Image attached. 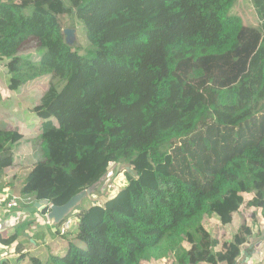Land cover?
<instances>
[{
    "label": "trees",
    "instance_id": "1",
    "mask_svg": "<svg viewBox=\"0 0 264 264\" xmlns=\"http://www.w3.org/2000/svg\"><path fill=\"white\" fill-rule=\"evenodd\" d=\"M250 1L253 20L242 0H0L7 87L35 89L39 120L16 143L0 126V173L31 164L16 184L30 203L12 209L62 205L88 188L92 199L73 210L86 247L27 264H236L264 218V0ZM70 15L85 54L65 42ZM119 164L124 183L93 200ZM203 215L221 236L240 223L215 238ZM0 246L21 258L27 248L16 234Z\"/></svg>",
    "mask_w": 264,
    "mask_h": 264
},
{
    "label": "rangeland",
    "instance_id": "2",
    "mask_svg": "<svg viewBox=\"0 0 264 264\" xmlns=\"http://www.w3.org/2000/svg\"><path fill=\"white\" fill-rule=\"evenodd\" d=\"M27 11H30V8H27ZM239 12L242 14V16L250 18V20H253L252 16L255 15L254 8H253L250 0H242L241 6L239 8ZM66 26H67L66 28H73L75 30V37L73 38L71 46H73L78 51V53L85 54L86 50L88 48V41L85 38V34H84V30H83L82 25L79 22H77V20L70 15V16H67V25ZM8 76L9 75L7 73V78H8ZM3 81H4V78L0 74V82H3ZM5 90H6V92L9 91L7 88H5ZM10 91H15V90H10ZM34 91H35V89L24 90V89L20 88V89H17L16 92H14L16 94H21V98L24 97V101H21V104H20V108H21L20 111H15L13 109V104H14L13 103V97H10V98L0 97V109H1L0 126L3 128L7 127L6 129L12 130L13 141L15 143L21 136H23L25 134H29L30 132H35L36 134H38L39 120L30 111L31 106L33 105V101L31 99L36 97V93H34V94L31 93ZM16 98L18 99V97H16ZM3 117L5 119H3ZM31 152H32L33 159H36V160L42 159L40 140L38 139V136H36V138L31 141ZM92 157L96 161V163L98 164V167H101L103 170L107 171V169L110 167V165H109V167H107V169H105V166L107 164L104 163L102 155L99 152L94 151L92 153ZM30 165H31L30 163L25 164L24 165L25 167L22 168L21 171L18 173V181L16 184H19L18 182H20V180L22 178L21 174L24 173L26 169H29ZM126 166L127 165H125V164H119V166H117V167L114 166L113 172L111 174L107 173V177L103 181V183L100 187L99 195L95 196L96 198L95 199L93 198V200H95V201L98 200L100 202H103L107 198L108 194L111 193V191L109 189H111L112 192H114L120 188V186L124 183V178H123V174H122L121 170ZM112 168L113 167H110V169H112ZM108 171H109V169H108ZM16 192H15V195L17 194ZM91 201H92L91 197L86 196L85 198H83V200L81 202V206L82 207L90 206ZM26 202L30 203L29 200H26ZM74 208H72L70 210V212L66 215L67 218H69L71 216V214H73ZM17 213H19V212H17ZM238 218H239L238 216L235 217V220H234L235 224L238 222ZM201 222H202L204 228L207 229V231L209 232L211 237H215V238L222 237L221 236L222 234L219 233L216 229L215 222L210 217H208L207 215H203ZM42 224L36 223L33 225L34 226L33 228L36 229V227H41L45 231L47 229H49L48 226H45L47 224H45V223H42ZM227 229H228V231L226 232V235L231 237L232 233L230 230H232V226L228 227ZM77 231H78L77 224H72V225H70L67 232L63 235H60V234L57 235L56 233H53V238L51 239V243L48 245L50 250L51 249L54 250V252H52V253L58 254V255L65 254L66 245L70 242L77 245L79 248H85L86 247L85 243L83 241L79 240L76 236ZM62 246H65V248L61 249ZM41 252L42 251H40L39 255H38L40 258L42 257ZM167 261H168L167 259H160V260H153L152 259L146 264H167ZM21 264H26V261L22 262Z\"/></svg>",
    "mask_w": 264,
    "mask_h": 264
},
{
    "label": "crops",
    "instance_id": "3",
    "mask_svg": "<svg viewBox=\"0 0 264 264\" xmlns=\"http://www.w3.org/2000/svg\"><path fill=\"white\" fill-rule=\"evenodd\" d=\"M0 74L4 78V81L0 82V97H13V103H15L17 100L16 97L20 99L21 94L14 93L16 92V90L10 91L8 89L6 82L7 71L4 65H0ZM5 88H7L9 91L6 92ZM3 119L5 118L3 117ZM33 160L39 161L36 159ZM24 167L25 166L21 164H12L10 166L9 162L7 163L5 172L0 173V194H15V192L17 191L16 183L18 181V173ZM29 169H26L25 172L21 174L22 178L20 182H18V188L19 185L21 186L23 184L24 176L29 171ZM21 200L24 203L22 205H25L26 202L24 200L30 201V198L22 197ZM27 207L28 205H26L25 207L21 206L20 209H11L9 211L0 209V236L7 237L8 235L16 234L18 240L21 243L27 245V248L24 252L25 254L22 258L10 254V248H3L0 246V263L7 261L8 264H21L22 262L26 261L27 264L30 256H35L41 261H46L49 255L53 254L52 252H54V250H50L48 247V245L51 243V239L53 238V233H56L55 229L53 228V224L45 225L49 228L46 231L41 227H36V229H34V224L43 223L42 215L40 214V210L42 209V207L34 206V209H27ZM77 209H80V207ZM69 219L71 220V225L77 224L78 219L76 217V210L73 211V214H71ZM256 221L258 224V229L256 230L255 234L248 238V242L241 247V250L245 251L246 254L241 253L240 257L237 259L236 264H264V218L257 217ZM239 223L240 219L238 218V222L236 224L233 223L232 225V230H230L231 233L236 230ZM222 237L227 239L230 238L228 235ZM68 244L66 245V249L68 247ZM64 248L65 246H62L61 249ZM40 251H42L41 258L38 256Z\"/></svg>",
    "mask_w": 264,
    "mask_h": 264
},
{
    "label": "water",
    "instance_id": "4",
    "mask_svg": "<svg viewBox=\"0 0 264 264\" xmlns=\"http://www.w3.org/2000/svg\"><path fill=\"white\" fill-rule=\"evenodd\" d=\"M65 35V42L68 45L72 44L73 38L75 37V30L73 28H64L63 29ZM90 193V189H83L77 194L73 195L67 202L62 205H51L50 211L48 213V218L52 221V223L56 224L70 212L72 208H74L84 197H86ZM47 201H37L34 203V206L45 207ZM241 253L246 254L245 251H241Z\"/></svg>",
    "mask_w": 264,
    "mask_h": 264
},
{
    "label": "built area",
    "instance_id": "5",
    "mask_svg": "<svg viewBox=\"0 0 264 264\" xmlns=\"http://www.w3.org/2000/svg\"><path fill=\"white\" fill-rule=\"evenodd\" d=\"M21 201V198L18 197V195H9V194H0V209L9 211L12 208H15L19 205V202ZM52 204L47 203L46 205V212L44 214V223L49 225L51 224V220L48 218V213L50 211V206ZM71 225V220L69 218H66L65 221L60 226V234L63 235L66 233V231L69 229Z\"/></svg>",
    "mask_w": 264,
    "mask_h": 264
},
{
    "label": "clouds",
    "instance_id": "6",
    "mask_svg": "<svg viewBox=\"0 0 264 264\" xmlns=\"http://www.w3.org/2000/svg\"><path fill=\"white\" fill-rule=\"evenodd\" d=\"M25 202H26V200H24ZM27 203V202H26ZM48 203V202H47ZM47 205V204H46ZM46 207V206H45ZM45 207H43V208H45ZM47 208V207H46ZM44 221V220H43ZM44 223V222H43ZM51 224H54V223H52L51 222ZM51 224H49V225H51ZM59 234H60V232H59ZM61 235V234H60Z\"/></svg>",
    "mask_w": 264,
    "mask_h": 264
}]
</instances>
